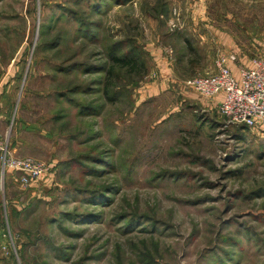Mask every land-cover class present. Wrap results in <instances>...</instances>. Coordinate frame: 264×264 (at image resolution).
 I'll return each mask as SVG.
<instances>
[{"label": "rangeland", "instance_id": "obj_1", "mask_svg": "<svg viewBox=\"0 0 264 264\" xmlns=\"http://www.w3.org/2000/svg\"><path fill=\"white\" fill-rule=\"evenodd\" d=\"M223 53L264 58V0H0V129L48 170L0 175L3 263L264 264V133L185 85Z\"/></svg>", "mask_w": 264, "mask_h": 264}, {"label": "built area", "instance_id": "obj_2", "mask_svg": "<svg viewBox=\"0 0 264 264\" xmlns=\"http://www.w3.org/2000/svg\"><path fill=\"white\" fill-rule=\"evenodd\" d=\"M240 63L235 55L223 53L215 61L214 73L190 78L185 85L205 98L219 100L220 114L230 123L264 133V58ZM8 146L6 133H0L1 175L16 172L19 186L27 188L48 172L46 165L33 157L11 155Z\"/></svg>", "mask_w": 264, "mask_h": 264}, {"label": "trees", "instance_id": "obj_3", "mask_svg": "<svg viewBox=\"0 0 264 264\" xmlns=\"http://www.w3.org/2000/svg\"><path fill=\"white\" fill-rule=\"evenodd\" d=\"M116 61H117V63H120L122 66L130 65L131 67H133V69L135 68L134 67L135 62H133L134 58L130 57V55H125L123 57L116 58ZM243 127H245V126H243ZM245 128H247V127H245Z\"/></svg>", "mask_w": 264, "mask_h": 264}, {"label": "crops", "instance_id": "obj_4", "mask_svg": "<svg viewBox=\"0 0 264 264\" xmlns=\"http://www.w3.org/2000/svg\"><path fill=\"white\" fill-rule=\"evenodd\" d=\"M231 68H233L234 71L236 70V68H234V67H231ZM0 133H2V132H1V129H0ZM7 173H8V172H7ZM7 173H6V174H7ZM6 174H4V176H5ZM0 175H1V173H0ZM0 231H1V230H0ZM2 249H3V246H2V243L0 242V255H1ZM5 249H6V248H5ZM2 253H3V252H2ZM2 260H3V258L0 259V264H4Z\"/></svg>", "mask_w": 264, "mask_h": 264}]
</instances>
